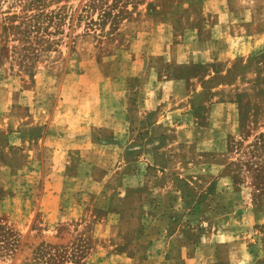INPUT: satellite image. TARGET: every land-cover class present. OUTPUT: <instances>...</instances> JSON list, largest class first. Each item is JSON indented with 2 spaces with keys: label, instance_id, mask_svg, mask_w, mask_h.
Segmentation results:
<instances>
[{
  "label": "rangeland",
  "instance_id": "rangeland-1",
  "mask_svg": "<svg viewBox=\"0 0 264 264\" xmlns=\"http://www.w3.org/2000/svg\"><path fill=\"white\" fill-rule=\"evenodd\" d=\"M45 1H0V264H264V0Z\"/></svg>",
  "mask_w": 264,
  "mask_h": 264
},
{
  "label": "trees",
  "instance_id": "trees-1",
  "mask_svg": "<svg viewBox=\"0 0 264 264\" xmlns=\"http://www.w3.org/2000/svg\"><path fill=\"white\" fill-rule=\"evenodd\" d=\"M1 1V0H0ZM24 3L25 8L36 5V21L33 23L25 22L23 29H19V25H14L16 32H22L23 36L29 35L32 31L43 32L51 24L57 22L53 20V13L47 14L44 10L45 0H18ZM40 10V11H39ZM57 16V14H56ZM48 19V23H44V18ZM250 147V165L254 172V180L261 189H264V132L259 133L255 138L248 144Z\"/></svg>",
  "mask_w": 264,
  "mask_h": 264
},
{
  "label": "crops",
  "instance_id": "crops-1",
  "mask_svg": "<svg viewBox=\"0 0 264 264\" xmlns=\"http://www.w3.org/2000/svg\"><path fill=\"white\" fill-rule=\"evenodd\" d=\"M179 61V60H178ZM162 90H165L164 86H162Z\"/></svg>",
  "mask_w": 264,
  "mask_h": 264
}]
</instances>
